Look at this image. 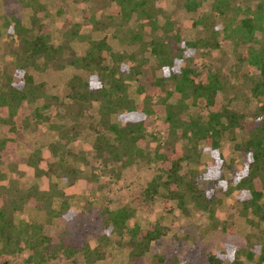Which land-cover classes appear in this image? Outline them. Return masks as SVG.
Returning a JSON list of instances; mask_svg holds the SVG:
<instances>
[{"label": "trees", "instance_id": "1", "mask_svg": "<svg viewBox=\"0 0 264 264\" xmlns=\"http://www.w3.org/2000/svg\"><path fill=\"white\" fill-rule=\"evenodd\" d=\"M20 1L30 11L29 26L24 27L16 18L9 32L22 36L19 69L50 63L58 55L68 56L69 64L80 72L68 80L66 98L79 116L87 113L97 117L93 145L97 158L118 169L143 160L157 161L158 172L148 181L143 198L151 201L160 197L164 210H171L170 202L174 201L184 213L191 204L213 215L219 201L217 192H237L242 213L252 211L264 219V0H243L241 4L211 0L210 11L202 8L208 0H184L189 12H198L193 23L202 25L201 35L193 39L184 37L179 24L160 21L162 9L156 0H108L113 6L103 18H97L91 8L82 14L84 24L104 31L102 37L80 33L79 23L66 18L60 43L50 41L47 33L48 24L43 20L48 15L46 5L40 0ZM75 39L87 41L84 53L72 52L70 43ZM226 44L231 45L240 66L246 63L249 68L245 79L263 113L259 123H245L242 111L231 105L238 98V88L222 81V68L209 56L223 51ZM197 56L207 60L199 63ZM132 83L133 95L129 93ZM45 85L24 72L21 79H9L0 89V263H8L25 250L24 260L31 264H43L60 254L70 258L81 253L87 263L106 259L110 237L103 231L92 233L94 244L84 238L70 239L66 231L52 237L54 219L70 222L75 216L57 183L49 181L47 188L36 183L21 188L18 184L22 172L17 167L25 158L17 155L16 147L23 141L32 116L28 105L39 98L54 109L62 103L47 93ZM228 91L234 94L226 98ZM34 115L40 114L35 111ZM40 116L59 132L48 144L44 175H55L71 184L79 170L64 164L69 138L52 117ZM224 141L244 150L242 167L236 169L228 163L222 151ZM199 145L209 151L211 162L203 170H188L185 177L183 164L197 163ZM39 157L40 150L35 149L30 159L35 169ZM98 178L97 173L90 176L87 185L91 191L99 185ZM201 181L209 186L201 187ZM25 206L41 211V220L16 223L15 215ZM131 216L128 207L110 209L103 224L109 233L123 238L117 242L130 257L137 258L146 254L167 228L157 222L131 224ZM224 228L234 231L231 223H225ZM232 251L231 247L210 254L207 264H226ZM261 253L264 259V248Z\"/></svg>", "mask_w": 264, "mask_h": 264}, {"label": "rangeland", "instance_id": "2", "mask_svg": "<svg viewBox=\"0 0 264 264\" xmlns=\"http://www.w3.org/2000/svg\"><path fill=\"white\" fill-rule=\"evenodd\" d=\"M46 5L48 15L44 22L48 24V35L53 43L62 42L61 26L66 18L80 25V33L90 34L92 38H100L104 31L92 29L89 24H84L82 14L84 10L91 8L97 18H103L113 6L108 0H40ZM243 0H229L241 4ZM161 6L160 21L169 19L179 24L184 37L193 39L197 34L201 35L202 25L194 24V16L198 12H189L184 5V0H156ZM211 0L203 5V10L210 11ZM235 4V5H236ZM29 9H26L20 0H0V89L5 87L9 79L16 81L21 79L24 72L29 73L35 82L46 83V91L50 95L58 97L62 102L56 109L44 105V98H39L28 105L32 116L27 121V127L23 131V141H19L16 147L17 155L25 158L18 164V170L22 173L18 177L21 188H27L32 183L40 188H47L48 182L57 183L67 202L74 211L75 216L70 222L63 218H56L52 225V237L57 238L59 232L66 231L70 239L84 238L92 244L95 239L92 233L96 230L109 234V256L106 259L87 263L81 253L67 258L57 255L43 264H207L208 256L218 250L233 248L230 256L226 258V264L238 260L241 264H264L261 259L264 248V219H260L254 212L242 213L241 204L236 200L237 192L225 195L217 192L218 203L215 212L210 215L208 211L196 209L188 204L186 213L182 212L174 201L170 202L171 210L163 208L160 197L146 201L143 191L148 181L158 172V162L143 160L124 169H118L115 165L104 164L97 158L94 150V138L96 135L97 117H90L87 113L79 116L68 105L66 98L67 82L75 74L80 72L69 64L68 56H56L50 63H41L38 67L19 69L21 61L17 60L20 54L21 34L10 32L16 18L21 25L29 26ZM113 44H116L114 41ZM74 55L84 53L88 43L86 40L75 39L70 43ZM118 47V45H116ZM240 52L243 48H240ZM212 61L222 68L220 78L222 81L234 84L238 88V98L232 100L231 105L238 108L244 114L245 123H259L263 113L259 109L258 102L249 89V83L245 79L248 71L247 64H241L231 51V45L223 46V51H213ZM199 63L206 61L207 57L197 56ZM164 73V70H159ZM229 80L231 82H229ZM129 93L133 95L134 84L129 87ZM228 91L226 98L233 96ZM224 100V99H223ZM226 101V100H224ZM49 115L61 130L69 138L68 152L64 164L79 170L75 180L68 184L62 179L52 175L47 177L43 170L46 169L44 158L48 156V144L57 139L59 132L53 130L49 124L42 122L40 115ZM34 115V116H33ZM115 119V117L113 118ZM2 125L0 123V136ZM152 144V143H151ZM200 146V157L197 163H184L182 173L187 177V171L192 168L203 170L206 163L211 162L209 151ZM35 149L40 150L38 168L30 164V159ZM222 151L226 160L233 168L244 165L245 154L242 148L235 147L231 141L222 143ZM66 162V163H65ZM92 173L98 174L99 185L91 191L87 183ZM14 173H11V177ZM201 187H207L206 181L200 182ZM264 209V197L261 200ZM58 201L55 202V206ZM87 205V206H85ZM86 207V209H85ZM128 207L132 209L131 224L147 226L151 223H160L167 228L166 234L153 243L150 250L143 256L133 258L119 241L123 238L109 233V229L103 224L107 210ZM85 209V210H84ZM42 212L33 207L25 208L15 215V222L39 221ZM225 223H231L234 231L224 228ZM27 251L15 254L6 264H31L24 259ZM1 264V263H0Z\"/></svg>", "mask_w": 264, "mask_h": 264}]
</instances>
